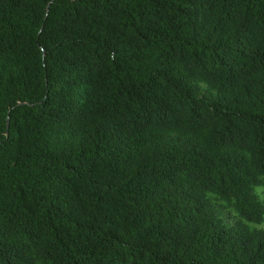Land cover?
Segmentation results:
<instances>
[{"label":"trees","instance_id":"1","mask_svg":"<svg viewBox=\"0 0 264 264\" xmlns=\"http://www.w3.org/2000/svg\"><path fill=\"white\" fill-rule=\"evenodd\" d=\"M263 185L264 0H0V264H264Z\"/></svg>","mask_w":264,"mask_h":264},{"label":"rangeland","instance_id":"2","mask_svg":"<svg viewBox=\"0 0 264 264\" xmlns=\"http://www.w3.org/2000/svg\"><path fill=\"white\" fill-rule=\"evenodd\" d=\"M205 92H208L207 88H205ZM256 194L258 195L259 199L264 203V185L256 187ZM214 204L216 206L217 212L222 217L225 222L229 225L236 224L240 221L239 216L234 211L232 207L227 206V204L223 203L222 201L215 200ZM251 228H264V221L261 224L255 223H248Z\"/></svg>","mask_w":264,"mask_h":264}]
</instances>
